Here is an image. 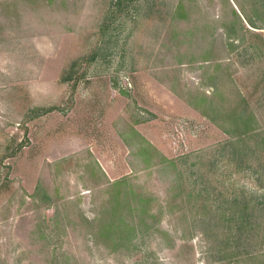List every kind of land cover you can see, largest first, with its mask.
Masks as SVG:
<instances>
[{"label": "rangeland", "instance_id": "1", "mask_svg": "<svg viewBox=\"0 0 264 264\" xmlns=\"http://www.w3.org/2000/svg\"><path fill=\"white\" fill-rule=\"evenodd\" d=\"M263 20L261 0H0V264H264V211L229 200L264 207V145L226 166L202 114L236 92L264 129Z\"/></svg>", "mask_w": 264, "mask_h": 264}, {"label": "trees", "instance_id": "2", "mask_svg": "<svg viewBox=\"0 0 264 264\" xmlns=\"http://www.w3.org/2000/svg\"><path fill=\"white\" fill-rule=\"evenodd\" d=\"M261 4L264 6V0H261ZM237 11L235 9H232V13L234 15V22H236L235 25L238 26V30L241 31V33H244L248 31L246 27L243 25L242 21L247 24L248 26L254 27L255 22L252 20L250 16H248L241 6L238 5ZM262 12V11H261ZM257 13V12H256ZM261 25H263L262 29H264V20L261 21ZM226 38L228 40H233V37L229 34L228 31H226ZM227 46L230 48L231 42L227 44ZM215 95L219 96L220 103L219 104H213L206 105L204 109L202 110V114L206 117L211 115V120L215 118L217 122H220L221 124L220 129L228 135L229 139L224 141L222 144H220V148L218 149V154H225V158L222 161L223 164L226 166H234L236 168H239L240 170L250 169L249 166H246L244 164L245 158L248 157V155L253 154V150L249 146L246 145V142L251 140L254 143L255 149H258L264 145V137L260 138L256 141V139L260 136H264V129L260 130L257 128V122L254 117L253 112L247 111V104L238 93L235 92V96L231 101H227L226 106H224L223 102L225 99H223L218 92L215 89ZM205 110H208L206 113ZM211 112V113H210ZM212 120V121H215ZM223 126V127H222ZM261 132H258V131ZM235 132V133H232ZM263 133V134H262ZM241 145V147H240ZM222 152V153H221ZM216 155V163L218 162ZM223 158L224 155H221ZM174 161H169L167 164L174 165ZM213 162H211L212 164ZM210 164V165H211ZM213 167V166H212ZM260 166H256V169ZM252 170V169H251ZM253 174H255L256 181H259V178L261 180L262 175L257 174L256 170H253ZM125 183V180H119L117 181L116 185H119L120 183ZM120 184V185H121ZM260 190H264L262 185H260ZM201 192H203V189H200ZM253 190V189H252ZM257 190H253L250 193H247L246 197L242 196L240 194V200H238L237 196H232L230 200V205L235 208H240V212H238L239 218H250L253 213H260L261 210L264 211V207H262L261 201H258L259 198L252 196L253 194H257ZM119 207L121 206L118 202ZM264 214V213H263ZM245 225L249 224V221H246L244 223ZM242 232V231H240Z\"/></svg>", "mask_w": 264, "mask_h": 264}]
</instances>
